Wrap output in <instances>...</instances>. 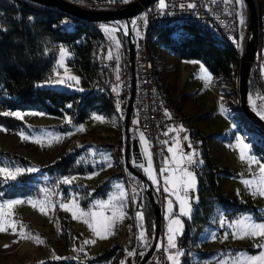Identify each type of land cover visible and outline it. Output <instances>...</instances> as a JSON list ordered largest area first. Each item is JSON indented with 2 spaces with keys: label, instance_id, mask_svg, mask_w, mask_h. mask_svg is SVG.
Masks as SVG:
<instances>
[{
  "label": "rangeland",
  "instance_id": "obj_1",
  "mask_svg": "<svg viewBox=\"0 0 264 264\" xmlns=\"http://www.w3.org/2000/svg\"><path fill=\"white\" fill-rule=\"evenodd\" d=\"M255 1L258 11H262L264 14V0ZM79 2L88 6L118 5V3L112 2L99 4L88 0H79ZM239 6L240 16L243 17L240 38V52H242L250 35L249 13L244 3ZM143 20V12L134 16L131 22L135 21V23L130 24V26L132 25L131 32L140 31ZM16 25L12 19L5 20L0 12V31L12 32L17 27ZM103 25H107L109 28L115 26V29L108 33L104 31ZM100 29L105 36L109 37V41L106 38L104 40L110 42L114 48L117 47L118 30L120 29L118 22H103L100 24ZM261 38L263 42L264 31L261 32ZM110 43L108 44L109 51L111 50ZM127 46H129V41ZM150 47L156 55L159 79L165 95L177 100L181 111L193 118L185 124L168 108L175 123L177 139L171 146L173 151L170 155L166 153L160 159L152 157L153 175L156 176L159 183L157 185L151 182L159 192L157 196L162 216L169 209L168 201H173V204L174 200L177 201L171 184L168 185V192H165L164 188L165 181L174 174L172 169L176 167L175 160L180 158L178 148L184 153L195 152L196 154L193 163L189 166L196 179L194 189L188 192V195L194 198L191 203L192 210L198 198L197 167L202 161L200 157L201 139L193 137L192 129L209 134L207 145L212 160L219 166L229 167L233 172L230 176H225L223 173L224 176H218L217 190L232 198L250 200L260 207H264V196L258 194V188L264 186L261 184V181L264 180V173L260 171L264 163L252 148L253 142L261 143L264 139L261 130L245 116L240 108L238 74L234 80L225 82L219 75L213 74L199 59H181L164 46L155 44L153 38L150 39ZM61 48L68 52L63 63L60 62ZM262 48L263 44L257 54L259 63L264 56ZM114 50L117 51L116 48ZM71 56L72 54L65 44H58V55L52 74L54 79L50 80L49 78L44 84L70 91H88L80 83L78 70L68 63ZM258 68V64L253 66V69H257L259 72ZM69 76L78 77L79 83L68 80ZM251 79L252 73L250 84ZM57 80H65L66 83H56ZM262 83L264 85V81ZM263 97L264 89L255 92L250 87L248 99L252 108L253 102L257 107L264 105ZM16 111L21 112L22 119L31 126L28 131H23L9 130L0 125V129H3L0 130V147L26 157L28 162H13L6 158H0V168H7L14 176L22 172H35L38 183L35 193L22 194L10 199L0 198V229H3L0 230V264H23L32 259L40 261L43 258H66L67 253L76 248H80L82 251V255L78 258L80 260L75 259L78 264H122V262L123 264H140L143 256L139 248V237L141 232L145 231V227L144 220L137 218V212H141L138 198L145 188L141 181L139 185L124 187L125 182L122 178L112 176L118 168L114 149L109 146L113 142H109V140L110 137L115 138L116 133L113 127L116 126L119 133L122 134L121 136L125 138L122 120L116 117L111 126H105L111 118L109 110L104 106L90 110L83 121H76L69 114L61 117L39 109H10L0 104V112ZM33 112L41 113V115L28 114ZM95 116H102L103 119L97 120L94 118ZM134 120L136 119L134 118ZM140 134L137 133L133 136L131 133L132 147L139 153L141 160L138 163L146 167L145 145L141 143ZM243 144H247L249 147L243 148ZM77 145L82 147L81 149L86 145H92L91 153L97 155L99 160L96 162L90 160L96 168L92 173H88L89 175L76 174L73 177H76L73 182L67 184L63 182L64 179H61L60 175H51L47 170V165L60 155L72 152ZM146 146L151 152L148 141ZM242 152L243 159H241ZM166 167L168 171L162 172L161 170ZM16 169L23 171L17 173ZM28 169L34 170L28 171ZM175 174L179 175V173ZM0 175L9 177L8 173H0ZM105 177H108V183H111V190L105 198L100 194L86 195L83 193L82 189L85 188V185L99 184ZM245 181L251 183L246 185ZM121 190L125 193L122 198L123 208L117 211V215L120 211H123L125 215L122 220L118 219L113 226L109 227L106 217H111L113 214L111 205L105 204L104 207H100L96 205V202H107L111 199L113 203H116L121 199ZM91 191L92 189L89 190V192ZM62 193L67 195V199L58 206L57 201ZM12 200H21L24 203L8 207V201ZM28 201H32V203H28ZM83 201H86V205L83 204ZM62 204H67L71 209L66 212L74 230L78 233L80 246L75 245L67 248L61 239L60 211L63 210ZM133 206L136 208L135 211ZM219 207V204L215 206L208 224L202 228L195 245L189 251L178 245V252H166L163 258L164 264H173V261L168 257L176 256L177 253L179 255L176 256V260L178 264H182L186 251H188V264H234L237 259L257 256L264 252V247H257V245H264V238H241L236 226L238 221L245 219L249 222H264V220H256L250 211L230 218ZM73 211L77 214L75 219L72 215ZM81 211L89 213V215L81 216ZM93 213L95 215H92ZM175 215L170 217V226L174 219H182V216L176 217ZM163 218L167 224V214ZM84 219L90 220L93 228L100 232L101 236L95 235L93 230L83 222ZM163 233L162 231L161 240ZM169 234L168 232L167 240ZM37 236L43 243L36 239ZM85 241H89V243H85ZM201 250H212L213 252L202 256ZM130 252L133 254L129 255Z\"/></svg>",
  "mask_w": 264,
  "mask_h": 264
},
{
  "label": "trees",
  "instance_id": "obj_2",
  "mask_svg": "<svg viewBox=\"0 0 264 264\" xmlns=\"http://www.w3.org/2000/svg\"><path fill=\"white\" fill-rule=\"evenodd\" d=\"M79 2V0H73ZM94 3H119L114 0H88ZM0 12L5 20L12 19L17 27L12 32L0 31V104L10 109H39L48 114L73 116L76 121H83L90 110L104 106L110 110L109 99L95 91H70L44 84L54 72L55 60L58 55V44H65L72 56L68 63L80 74V83H91L99 70L98 46L105 38L98 22L70 15L55 7L32 0H0ZM63 15L74 18V24L63 22ZM157 45H162L181 59H199L221 80L229 82L235 79L239 68V52L236 46L226 39L216 36L208 29H202L191 24L181 28L169 29L160 27L151 37ZM125 47L128 41L125 38ZM250 87L255 92L264 89L257 69L252 71ZM166 104L172 114L179 116L183 123L193 118L184 114L177 100L165 95ZM0 112V125L9 130L28 131L30 124L15 116H5ZM187 124V123H185ZM193 137L201 139V163L197 167L198 200L194 205L191 218L182 216L184 228L176 234L177 245L190 250L198 240L202 228L208 224L210 215L217 204L224 208L225 214L236 217L246 211L254 214L256 220H264V207L250 200L232 198L217 190V173L232 175L229 167L216 164L208 151L207 137L209 134L192 129ZM264 139V132L261 131ZM116 148L118 172L114 176L121 177L128 186H136L140 178L132 173L125 164V138L120 136L116 142L109 144ZM82 147L78 145L67 155H60L47 165L51 175L67 173L87 174L94 171L95 166L85 167L77 157ZM253 152L264 163V141L252 143ZM0 158L13 162H28V159L11 150L0 147ZM143 171L141 168H138ZM35 172H22L15 179L0 175V198L10 199L18 195L35 193L38 180ZM92 189L91 192L89 190ZM109 189L108 177L100 184H87L83 193L105 196ZM157 195L159 192L154 188ZM163 194V192H162ZM161 194V195H162ZM140 211L143 213L144 227L149 241H152L155 231V212L146 191L138 198ZM86 205V201H83ZM134 207V208H133ZM135 211V206H133ZM173 215H180L177 201L174 200ZM61 239L67 248L80 246L78 233L74 230L66 211H60ZM186 251L182 264H188ZM212 250H201L202 256L212 253ZM104 256V255H103ZM23 264H78L74 259L43 258L40 261L32 259Z\"/></svg>",
  "mask_w": 264,
  "mask_h": 264
},
{
  "label": "built area",
  "instance_id": "obj_3",
  "mask_svg": "<svg viewBox=\"0 0 264 264\" xmlns=\"http://www.w3.org/2000/svg\"><path fill=\"white\" fill-rule=\"evenodd\" d=\"M164 3L166 7L163 9L159 6L160 0H154L145 7L141 30L132 32L133 58L128 52L129 46L125 47L124 44L125 38L128 39L127 25L124 21H118L120 29L117 42L120 46L125 47V51L119 60L115 56H112L111 59L105 57L109 43L104 39L100 40L98 46L100 68L96 79L85 85L88 91L98 92L103 98L109 99L116 106L119 118L123 123L130 115V132L133 136L137 133L144 134L156 159L163 157L166 147L177 139L175 123L170 115L159 79L156 55L150 47V39L155 35L156 30L160 27L175 29L181 28L184 24L195 25L226 39L236 46L239 57L241 55L242 23L240 22V6L236 0H164ZM189 5H194V7H189ZM259 18V29L260 32H263L264 14L262 11H259ZM62 20L69 25L74 24V19L69 15H63ZM112 52L118 53L113 48ZM49 78L52 80L54 76L51 75ZM134 121L138 123H134ZM82 152L83 157L79 160L85 167L91 166V161H98V157L91 153L90 147L83 148ZM74 176L73 173H67L61 175V179ZM66 199L67 195L62 193L57 201L58 206ZM143 233L146 242L140 239L139 248L144 257L146 252L151 249L152 241L148 240L145 231ZM175 245V248H170L168 240H160L143 264H164L163 258L166 252L179 251L178 245ZM81 255V249L76 248L74 251H69L66 258L75 260Z\"/></svg>",
  "mask_w": 264,
  "mask_h": 264
},
{
  "label": "water",
  "instance_id": "obj_4",
  "mask_svg": "<svg viewBox=\"0 0 264 264\" xmlns=\"http://www.w3.org/2000/svg\"><path fill=\"white\" fill-rule=\"evenodd\" d=\"M35 2L43 3L51 7H55L70 15L85 19L89 22H118L124 21L127 25V37L129 39L128 52L133 58L134 45L131 42V20L134 16L141 13L154 0H128L125 3H118L115 6H88L83 3L73 0H32ZM243 3L248 8L249 13V39L246 42L244 50L239 57L238 68V87H239V100L240 108L245 116L252 121L262 132H264V119L261 118L256 111L251 107L248 99L250 89V78L253 65L257 62V54L262 45V38L260 32V18L259 11L255 0H243ZM133 70V63H132ZM130 115L124 122L125 131V149L124 157L125 164L128 170L137 175L145 188L147 196L154 207L155 212V231L152 238V247L143 257L141 264L146 260L147 256L153 247L159 242L162 230V213L159 205L158 196L154 191L153 184L147 175L138 169L137 163L140 162L139 153L133 150L132 137L129 130Z\"/></svg>",
  "mask_w": 264,
  "mask_h": 264
},
{
  "label": "snow or ice",
  "instance_id": "obj_5",
  "mask_svg": "<svg viewBox=\"0 0 264 264\" xmlns=\"http://www.w3.org/2000/svg\"><path fill=\"white\" fill-rule=\"evenodd\" d=\"M114 2H119V3H125L127 2V0H114ZM237 3H239L240 5H243V0H236ZM160 8L163 9L166 7L164 0H160ZM189 7H194V5H189ZM240 22L243 23V17L241 16ZM131 23H135V21H132ZM105 32L111 33L114 29L115 26H113V28H109L107 26H102ZM124 27V26H121ZM117 45L119 46V42H117ZM68 55V52L66 49L61 48L60 49V62L63 63L65 57ZM108 57L111 59L112 58V53L111 51L108 52ZM117 79H119V76H117ZM68 80H72V81H76L77 83H79V78L76 76H69ZM56 83H66L65 80H57ZM82 91V89H80ZM115 90V89H114ZM253 109L254 111L257 112V114L261 117L264 118V105L257 107L255 105V102H253ZM31 115H41V113H28ZM3 115L5 116H15L18 118H23V114L19 111L16 112H4ZM97 120H102L103 117L102 116H95L94 117ZM134 123H138L137 121H134ZM3 130V129H0ZM182 130V129H181ZM184 139H187V137H184ZM140 140L141 143L145 145V149H144V155L147 158V166L145 167L143 164H140L138 162H134L137 163V166L142 168L144 173L148 176V178L153 182V184H157L158 185V180L156 178L155 175H153V158L151 155V152L148 150L147 148V141L145 139V136L143 133L140 134ZM165 143H167V141H165ZM241 143H243L241 141ZM190 146V145H189ZM249 146L247 144H243V148H248ZM168 151L171 153L173 151L172 147L168 148ZM180 151V158L178 160H175V164L176 167H174L172 169V172L174 173L170 179H167L165 181V188L164 191L168 192L169 191V187L168 185L171 184L172 186V191L173 194L176 195V199L179 203V209L180 215H184L187 216L189 218H191V213H192V207H191V203L192 200L194 199L193 197H190L188 195V192L191 191L192 189H194L195 185H196V179H195V175L194 173L189 169V166L193 163V160L195 158V152L189 154V153H184L183 151ZM241 159H243V152L241 153ZM167 164V161H166ZM34 169H28V171H33ZM17 173L22 172V169H16L15 170ZM162 172L168 171L167 167L165 169L161 170ZM261 173H264V166H261L260 168ZM0 173H8V176L12 179H15V176L12 174V172L10 170H8L7 168H0ZM175 173H179V175H176ZM75 178H68L65 177L64 178V183L67 184H71L73 182ZM251 182L250 181H245L246 185H249ZM261 184L264 185V180L261 181ZM256 194V193H254ZM258 194L261 196H264V186L259 187L258 188ZM125 193L123 190H121L120 192V197L121 199L118 200L116 203H113L112 200L110 199L109 201L105 202V201H97L96 205L100 206V207H104L105 204L111 205L112 207V216L111 217H106V219L109 221L108 226L111 227L115 224V222L119 219L122 220L124 218L125 213L123 211L119 212V215H117V211L119 209L123 208V200L122 198L124 197ZM24 203V201L21 200H12V201H8L7 206L11 207L13 205L16 204H22ZM28 203H32V201H28ZM172 204L173 201L169 200L168 201V205H169V210L171 211L172 209ZM61 207L63 208V210L65 211H71V209L69 208V206L67 204H62ZM81 216H88L89 213L83 212L81 211ZM73 218H77V214L76 212H72ZM92 215H95V213H93ZM137 218L142 220L143 219V213L142 212H137ZM85 224H87L89 226V228H91L93 230V232L95 233V235L97 236H101V233L96 231L95 228H93L92 223L90 222V220L88 219H84L83 221ZM172 224H175L177 227L176 229H173L171 226L168 228V232L170 233L168 235V244L170 248H175L176 245L174 243V236L176 235V233L178 231H180L181 229V221L180 219H174L172 221ZM236 226L238 228V234L241 236V238L244 237H250V238H264V222H249L247 219L242 220V221H238L236 223ZM3 230V229H0ZM104 238V237H101ZM141 240H144L146 242V237L144 235L143 232H141L140 237ZM37 240H39L40 243H43L42 240H40V238L37 236L36 237ZM92 243H94V241H91ZM85 243H89V241H85ZM257 247H264V245H257ZM133 253H129V255H132ZM141 255H143V253H141ZM179 253L176 254V256H178ZM176 256L170 255L168 257L169 260L173 261V264H178L177 260H176ZM123 264V262H122ZM234 264H264V252H262L260 255L257 256H250L247 258H240L237 259Z\"/></svg>",
  "mask_w": 264,
  "mask_h": 264
},
{
  "label": "crops",
  "instance_id": "obj_6",
  "mask_svg": "<svg viewBox=\"0 0 264 264\" xmlns=\"http://www.w3.org/2000/svg\"><path fill=\"white\" fill-rule=\"evenodd\" d=\"M103 26H105V25H103ZM107 26V25H106ZM105 38L109 41V37H107V36H105ZM108 43H110V42H108ZM116 43V42H115ZM117 44V43H116ZM263 51H264V41H263ZM110 45H111V43H110ZM110 48H111V53H112V56H115L116 57V59L117 60H119L120 58H121V54L123 53V51H125V47L124 46H118L117 45V47H115L116 49H117V51H118V53H113L112 52V48L113 49H115L114 48V46H110ZM108 52H109V50H108V47L106 48V51H105V57H108ZM259 57V56H258ZM256 64H258L259 65V75H260V77H261V79H262V81H264V56L262 57V60L260 61V63H259V61H258V58H257V62L254 64V65H256ZM253 65V66H254ZM111 103V102H110ZM111 105H112V108L109 110V117L112 119V121H111V119H110V122H108V124H106L105 126H111V124L113 123V119L114 118H116V117H118L119 118V114H118V111H117V108H116V106H114L112 103H111ZM116 111V112H115ZM114 128V130H115V138L113 139V138H111L110 137V140H109V142H116L117 141V139L122 135V134H120L119 133V130H118V127L116 126V127H113ZM123 131H124V126H123ZM124 133H125V131H124ZM113 134H114V131H113ZM146 139V138H145ZM147 140V139H146ZM173 144H175V142L174 143H172V144H169L167 147H166V150H165V152H164V155L166 154V153H168L169 155H170V152L168 151V148L169 147H171V146H173ZM85 147H90V148H92V145H86V146H84V148ZM113 147V149H114V154H115V158H117V155H116V148L114 147V146H112ZM82 150L83 149H81V151L79 152V154H81L80 155V159L83 157V152H82ZM151 153H152V150H151ZM79 154L77 155V157L79 156ZM163 155V156H164ZM97 156V155H96ZM98 157V156H97ZM152 157H154V154L152 153ZM98 160H99V157H98ZM197 162V161H196ZM116 164H117V159H116ZM223 167H225V166H223ZM117 168H118V164H117ZM118 170H119V168H118ZM118 170H117V172H118ZM93 172V171H92ZM92 172H90V173H92ZM144 172V171H143ZM89 173V174H90ZM116 173V172H115ZM114 173V174H115ZM76 174L77 173H75V176H76ZM88 174V173H87ZM88 174V175H89ZM114 174L112 175V176H114ZM224 174V173H223ZM79 175H85V174H79ZM219 175H221V176H224V175H222V173L220 172V173H217V175H216V177L218 178V176ZM225 176H230V175H227V174H225ZM117 177V176H116ZM148 177V176H147ZM76 178V177H75ZM79 178H81V176H79ZM106 178V177H105ZM118 178H122V177H118ZM123 179V178H122ZM124 180V179H123ZM124 182H125V186L124 187H127L128 186V184H127V182L124 180ZM100 184V183H99ZM109 184V189H108V191L106 192V195L105 196H103V198H105L107 195H108V193L110 192V190H111V183H108ZM127 185V186H126ZM217 187H218V180H217ZM219 192V191H218ZM221 193V192H220ZM98 194V193H97ZM224 194V193H223ZM162 199H163V197H162ZM197 200H198V198H197ZM197 200H196V202H197ZM196 202H195V204H196ZM194 204V205H195ZM220 207L219 208H221V210H222V212L223 213H225V211H224V208L221 206V205H219ZM173 208H174V204H172V209H171V211L169 210V209H167V213L166 212H164V215L163 216H165V214H167V217H168V219H167V224H165L166 222H165V219L163 218V216H162V231L164 232L163 234H162V237L164 238V239H166L167 240V234H168V228L170 227V225H169V221H170V217L171 216H173V213H172V211H173ZM178 208H179V206H178ZM194 208V207H193ZM178 211L180 212V210L178 209ZM193 211V210H192ZM176 217H178V216H184V215H175ZM211 216V215H210ZM185 217H187V216H185ZM181 221V229H180V231H178L176 234H179V233H181L182 232V230H183V228H184V222H183V220L181 219L180 220ZM171 227L173 228V229H176V225L175 224H171ZM175 238V237H174ZM174 243L176 244V242L174 241ZM178 252V251H177ZM77 260H80V259H77Z\"/></svg>",
  "mask_w": 264,
  "mask_h": 264
},
{
  "label": "bare ground",
  "instance_id": "obj_7",
  "mask_svg": "<svg viewBox=\"0 0 264 264\" xmlns=\"http://www.w3.org/2000/svg\"><path fill=\"white\" fill-rule=\"evenodd\" d=\"M152 2H153V1H152ZM152 2H151V3H152ZM151 3H150V4H151ZM144 11H145V8H144V10H143L142 12L144 13ZM73 19H74V18H73ZM100 23H103V22H100ZM112 23H117V22H112ZM251 80H252V79H251ZM263 119H264V118H263ZM161 233H162V230H161ZM163 239H164V238H163ZM160 240H161V235H160ZM160 240H159V241H160Z\"/></svg>",
  "mask_w": 264,
  "mask_h": 264
},
{
  "label": "flooded vegetation",
  "instance_id": "obj_8",
  "mask_svg": "<svg viewBox=\"0 0 264 264\" xmlns=\"http://www.w3.org/2000/svg\"><path fill=\"white\" fill-rule=\"evenodd\" d=\"M138 168H140V167H138ZM142 169V168H141Z\"/></svg>",
  "mask_w": 264,
  "mask_h": 264
}]
</instances>
